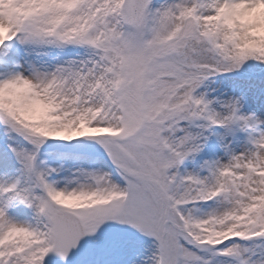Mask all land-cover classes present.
<instances>
[{
    "label": "snow or ice",
    "instance_id": "snow-or-ice-1",
    "mask_svg": "<svg viewBox=\"0 0 264 264\" xmlns=\"http://www.w3.org/2000/svg\"><path fill=\"white\" fill-rule=\"evenodd\" d=\"M0 264H264V0H0Z\"/></svg>",
    "mask_w": 264,
    "mask_h": 264
}]
</instances>
